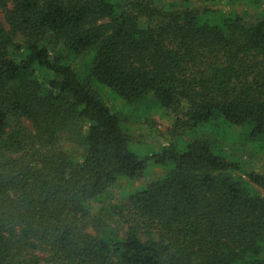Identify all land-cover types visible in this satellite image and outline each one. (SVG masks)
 I'll use <instances>...</instances> for the list:
<instances>
[{
  "label": "trees",
  "instance_id": "trees-1",
  "mask_svg": "<svg viewBox=\"0 0 264 264\" xmlns=\"http://www.w3.org/2000/svg\"><path fill=\"white\" fill-rule=\"evenodd\" d=\"M100 89L264 151V0H0V264H264V174L196 137L139 156Z\"/></svg>",
  "mask_w": 264,
  "mask_h": 264
},
{
  "label": "rangeland",
  "instance_id": "rangeland-1",
  "mask_svg": "<svg viewBox=\"0 0 264 264\" xmlns=\"http://www.w3.org/2000/svg\"><path fill=\"white\" fill-rule=\"evenodd\" d=\"M250 17H254V12H251ZM2 19L4 22L3 16ZM99 93L106 105L113 112L122 115L124 118V127L131 138V150L139 156L158 153L176 142L183 146L186 142L191 141L192 137H196V139H208L212 143H217L222 153L231 159L242 162L248 171L264 174V151L259 144L247 142L240 135L241 132L238 128L232 129L230 134L220 135L210 130H203L194 134L190 131L179 129L176 125V115L170 111L160 110L151 98L142 102L136 108H129L108 89H100ZM66 141L67 136L64 138V142ZM70 144L74 147L78 146L72 141L69 144L66 142L65 145L69 146ZM161 170L160 167L151 166L140 180L120 182L114 192V199L111 201V205H107V207L120 204L127 193L157 180L162 174ZM259 191L264 196V191ZM102 207L100 206V208ZM100 208L96 209L97 217L105 220L116 229L124 228L121 222L120 226L104 210L100 211Z\"/></svg>",
  "mask_w": 264,
  "mask_h": 264
}]
</instances>
